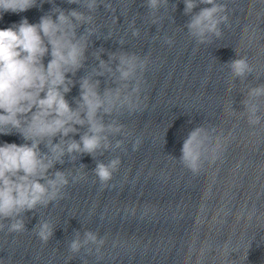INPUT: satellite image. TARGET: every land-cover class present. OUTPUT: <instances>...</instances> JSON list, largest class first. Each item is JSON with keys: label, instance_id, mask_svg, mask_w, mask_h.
Masks as SVG:
<instances>
[{"label": "clouds", "instance_id": "9594fccd", "mask_svg": "<svg viewBox=\"0 0 264 264\" xmlns=\"http://www.w3.org/2000/svg\"><path fill=\"white\" fill-rule=\"evenodd\" d=\"M45 2L52 7L37 23L22 17L18 23L0 28V135L16 134L24 141L0 144V232L25 231L27 213L63 199L69 183L82 178L78 170L73 174L69 169H57V164L74 163L89 155L95 161L92 172L102 186L107 185L121 160L118 156L107 161L98 157L123 147L124 139H116L126 135L120 117L135 113L140 106L147 57L121 48L107 51L105 60L101 57L106 50L100 47L91 53L96 63H87L92 37L98 36L95 14L101 7H109L105 0H66L77 5L70 9L57 6L55 0H0V19L6 12L19 14ZM183 3V14L189 17L184 28L198 44L222 35L221 25H227L228 14L221 0ZM143 6L154 17L161 9L175 11L177 7L169 0H144ZM198 7L199 11H194ZM134 25L133 20L132 35L139 36ZM165 42L171 44L172 40L166 38ZM226 65L232 78L228 91L237 79L243 83L255 73L246 57ZM261 75L264 73H255L256 79ZM100 78H104L103 88ZM77 85L78 96L70 103L66 96ZM240 103L241 117L250 127L264 124V83L246 86ZM77 135L79 139L74 138ZM139 143H133L134 151ZM218 148L214 128L195 127L181 144L180 161L197 173L206 162H214ZM79 166L86 167L83 163ZM32 230L47 243L56 225L40 218ZM104 243L97 232L85 230L81 235L74 230L68 251L91 253L94 246L99 252Z\"/></svg>", "mask_w": 264, "mask_h": 264}]
</instances>
